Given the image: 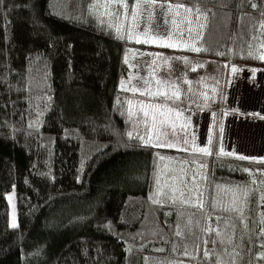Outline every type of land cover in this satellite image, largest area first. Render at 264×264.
I'll return each instance as SVG.
<instances>
[{"label":"trees","instance_id":"16d2710c","mask_svg":"<svg viewBox=\"0 0 264 264\" xmlns=\"http://www.w3.org/2000/svg\"><path fill=\"white\" fill-rule=\"evenodd\" d=\"M92 1L0 0V264H198L184 256V237L175 235L189 217L201 219L192 215L197 210L185 206L181 213L179 205L151 197L161 151L180 159L200 154L129 138L130 123L117 102L129 40L97 20ZM238 3L205 0L209 50L181 52L264 65L249 52L260 13L241 11ZM198 160L213 185L245 183L243 169L264 167L219 155ZM253 199L250 221L257 217ZM230 234L242 245L233 264H256L254 236L242 225Z\"/></svg>","mask_w":264,"mask_h":264},{"label":"snow or ice","instance_id":"6c2138e0","mask_svg":"<svg viewBox=\"0 0 264 264\" xmlns=\"http://www.w3.org/2000/svg\"><path fill=\"white\" fill-rule=\"evenodd\" d=\"M205 0H164V2L158 3V0H136L134 8L136 10L130 13L134 24L133 29L140 28V20L138 16H144L145 22L150 24L154 18V13L158 8L160 15L164 18L163 25H157V31L150 35V28L145 27L142 30V35L145 39L139 38L140 34L133 35V30H128L126 33L121 32L120 28L117 27V33L119 38L133 40L135 43H154L157 40L158 47H168L177 50L190 51L194 53L206 52L209 49L205 47V44L201 42L203 36V29L206 27L208 15L210 9L201 8ZM209 2L216 3L218 5H225L227 0H209ZM113 4L119 5L125 12L121 13L116 11L115 15L117 19L121 15L125 18L128 17L129 13L127 9L129 7L126 0H107L104 5L92 4L90 9L93 11L98 10L99 7L111 8ZM237 7L242 11L244 7H249L254 11L260 13V20L251 26L250 30H257L259 34L264 35V0H240ZM223 13V7H221ZM181 12L183 16L181 17ZM111 15V13H109ZM216 13L213 12V16ZM223 17H227L230 20L228 13H223ZM245 17L252 19L250 13H245ZM179 19V23L177 22ZM243 19V17L241 18ZM172 25L173 30L170 31L165 28L164 32H160L159 29L164 25ZM180 25H183L181 29ZM226 26V25H225ZM187 32L185 37L184 33ZM174 36L177 38L175 42ZM256 36H253L255 39ZM217 55H223L224 53L217 52ZM140 55H148L154 57L150 61L138 62L137 65H131L132 67H144L147 66L152 68L153 65L157 64L159 59H163L165 64L169 63V60L175 59L180 60L183 63H188L187 57H171L163 58L159 53H142ZM260 59H264L261 56ZM127 59L125 63H127ZM203 67V65H201ZM195 70V69H193ZM238 71L237 68L233 67L232 72ZM254 71V70H253ZM152 74V73H150ZM180 77L175 80L172 79V74L169 72L167 77H162L155 81L156 88L153 90L152 81L146 77H141L137 85L131 88L123 86L124 91H132L133 94L139 92L140 96H146L147 100L138 101L140 105V111L142 116H138L137 112L133 111L130 107L128 109V117L133 120L134 124L143 123L150 125L151 128H158L159 131L155 133V138L152 134L134 136L133 132H128L129 138H136L143 142L144 146H150L155 148H175L179 151L193 152L200 154V157L190 156L188 159H181L178 162V168L173 172L168 181L165 182L164 187L167 191L163 193L164 203H171L173 206L179 205L180 211L183 213L185 206L188 208L196 209L193 216H199L203 220V226H201V219L193 221L191 217L188 218L184 231L177 230L175 235L177 237H184V244L186 245L184 256L191 260L198 261V264H204L205 261H209V264H233L236 258L239 256L238 252H235L236 248L241 247V244L233 242L231 233L235 231L241 225L243 228L250 233V235H256V229L259 228V235L264 236V213H261L260 220L257 222L255 217L251 218L247 214V210L250 204V197L253 192H260L259 201L257 206H264V170H258L260 179L257 181L256 173L249 172L248 169H243L245 172H249L252 176V180L247 184H232L228 182L225 184H215L208 180L206 169L207 164L200 162L198 159L213 155H226L233 156L235 153L224 152L221 148L219 152L213 153L211 150L212 138L209 136L207 145L204 147H190L195 145V135L192 134L189 138L185 129L191 125L190 117H185L184 113L188 109L180 107L183 103L182 100V89L179 87ZM185 84H191V81L183 80ZM170 89V91H169ZM191 91V88L186 90ZM215 91V89H213ZM186 95V92H185ZM207 99V97H205ZM120 102L119 100L117 101ZM129 105H132V101H127ZM206 106V105H205ZM173 115L175 119H173ZM215 115V114H213ZM183 119L184 123L180 126L179 130L176 126V121ZM223 129L221 128V131ZM180 133H184L183 136ZM158 158L161 161L166 159L165 156L159 155ZM239 160L255 159L249 158L244 155L237 156ZM264 162V161H261ZM156 179V192L151 197L153 203H161L159 194L161 193V180L159 174H155ZM249 185H256L255 188ZM209 188H213L215 195L209 193ZM11 199V197H9ZM215 221L216 226H212V222ZM251 222V229L248 228V223ZM16 228L18 225L13 222L11 225ZM185 232L187 235L185 236ZM199 233L209 235V239H203ZM212 234H215L216 238H211ZM212 243L219 245V248H207V245ZM192 246V251H189L187 245ZM201 244L204 246L201 248ZM231 245L233 248L232 252L227 251L228 246ZM175 250V246H173ZM157 251H164V249H157ZM202 252V255H198ZM229 257L225 260V257ZM215 257V259H213ZM162 264H176L174 261H164ZM182 264V262H180Z\"/></svg>","mask_w":264,"mask_h":264},{"label":"crops","instance_id":"0c3cea01","mask_svg":"<svg viewBox=\"0 0 264 264\" xmlns=\"http://www.w3.org/2000/svg\"><path fill=\"white\" fill-rule=\"evenodd\" d=\"M126 2L129 5V0H126ZM135 2L136 0L133 1L131 7H128L127 12L129 15L127 18L121 15L117 19L115 15L116 11H120L121 13L125 12L117 4H113L110 11L101 8L98 12L90 9V12L101 24L113 30L116 34H118L117 27L124 33L131 29L133 30L134 36L140 34L139 38L143 40L145 37L142 35V30L145 27H149L150 35L154 34L157 31V25H163L164 18L160 15V11L157 8L150 24L145 22L147 13H144V16L137 17L140 20V28L133 29L134 21L130 13L136 10L134 8ZM161 2H164V0H158V3ZM93 3L94 0L91 5ZM207 15L208 20L206 27L203 29L202 43H204L209 23V14L207 13ZM182 16L183 12H181ZM179 19L177 18L178 23ZM257 22L254 21L252 25ZM180 27L183 29V25H180ZM165 28L170 31L173 30L172 25L169 24L164 25L159 31L164 32ZM184 35L186 37L187 32ZM254 35L256 36L255 39H253ZM176 39L174 36L173 42ZM157 43H159L158 40L148 44L135 43L133 39L129 40V43L124 49L119 80L121 94L118 97L120 101L118 105L130 123L129 132H133L134 136L137 133L140 135H145L146 133L152 134L153 138H155V133L159 129L151 128L150 125L143 123L134 124L133 121L136 117H133V120L129 119L128 109L130 107L133 111L137 112L138 116H142L138 101L147 100L148 98L146 96H140L139 92L133 94L132 91H124L122 85L131 88L137 85L141 77H146L152 81L153 90H155V81L162 77H167L169 72H171L173 80L177 77L181 78L178 83L182 89L183 103L179 106L188 109L184 115L191 119V125L185 129V132L188 133L189 138L192 134L196 137L195 145L190 147L206 146L208 138L211 136V150L213 153L219 152L221 148L224 152L235 153L233 156H219L239 160L237 156L244 155L249 158H255L254 160L246 159L244 161H264V65L240 62L230 63L225 59H214L206 55L183 53L181 50L173 48L158 47ZM249 52L257 60L264 62V59H260L261 56H264V35L259 34L257 30H253L252 32ZM142 53H159L163 58L187 57L188 63L185 64L180 60L171 59L168 64H165L163 59H159L157 64L153 65L152 68L147 66L132 67L131 65H137L138 62L150 61L154 58L148 55H140ZM126 59L128 61L127 63H125ZM233 67L237 68L238 71L232 72ZM185 79L191 81V84L183 83ZM189 88H191V91L187 92L186 90ZM129 100L133 102L132 105L127 103ZM173 119H175L174 115ZM183 123V119L176 121L178 130ZM221 128L223 129L222 131ZM180 135L183 136L184 133H180ZM159 155L166 157L164 161L159 160L157 168V173L161 180V193L159 194V198L165 199L163 193L167 191V188L164 187V184L169 180L171 174L177 170L178 162L181 159L164 151H161ZM197 162L200 163L201 161L198 160ZM247 168L264 169V167ZM205 171L208 177L207 169ZM155 192L156 180L153 194ZM250 198L253 199L252 196Z\"/></svg>","mask_w":264,"mask_h":264},{"label":"rangeland","instance_id":"374dc122","mask_svg":"<svg viewBox=\"0 0 264 264\" xmlns=\"http://www.w3.org/2000/svg\"><path fill=\"white\" fill-rule=\"evenodd\" d=\"M107 2V0H94V3L93 4H100V5H104L105 3ZM115 5V4H114ZM101 8H104V7H99L98 10H101ZM112 8V7H111ZM111 8H105V10H111ZM98 10H95L96 12H98ZM232 169V168H231ZM249 170V172H253V173H256V179L257 181H259L260 179V176H259V173H258V170H264L262 168H246ZM237 171L238 173H240L238 169L235 168L234 172ZM249 172H245L244 171V179H246V182H240V183H236V184H247L249 181L252 180V176L249 175ZM236 173V172H235ZM234 173V174H235ZM250 187H253L255 188L256 185H249ZM264 191V190H262ZM261 195L260 192H257V199H253V200H258L259 201V196ZM9 197H11L10 199V202L12 204V211H11V220H12V223L15 222L16 223V205H15V200H14V196L12 193L9 194ZM251 198H250V204H249V207H248V210L247 212L251 209L250 208V205H251ZM258 204V202H257ZM256 204V220L257 222L260 220V217H261V213H264V206H260L258 207ZM250 208V209H249ZM256 232L257 234L256 235H253L254 236V248H253V252L255 254V257L257 258L256 260V264H264V236H260L259 235V228L256 229ZM255 249V250H254ZM182 264H188L186 262L182 263Z\"/></svg>","mask_w":264,"mask_h":264}]
</instances>
